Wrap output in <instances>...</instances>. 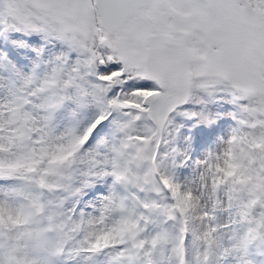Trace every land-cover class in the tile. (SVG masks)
Segmentation results:
<instances>
[{"label": "snow or ice", "instance_id": "6c2138e0", "mask_svg": "<svg viewBox=\"0 0 264 264\" xmlns=\"http://www.w3.org/2000/svg\"><path fill=\"white\" fill-rule=\"evenodd\" d=\"M0 264H264V0H0Z\"/></svg>", "mask_w": 264, "mask_h": 264}, {"label": "rangeland", "instance_id": "374dc122", "mask_svg": "<svg viewBox=\"0 0 264 264\" xmlns=\"http://www.w3.org/2000/svg\"><path fill=\"white\" fill-rule=\"evenodd\" d=\"M230 123L231 122L229 120H220L210 127L198 125L192 128H181V133L184 136H188L191 140V149L196 148L197 141L204 142V145L199 149L198 155L194 157L191 156V158L195 159L201 156L205 151L211 149L214 146V142L216 141L218 136H222L226 133V131L228 130L227 125H229ZM198 204L199 201L196 202V207Z\"/></svg>", "mask_w": 264, "mask_h": 264}, {"label": "bare ground", "instance_id": "6f19581e", "mask_svg": "<svg viewBox=\"0 0 264 264\" xmlns=\"http://www.w3.org/2000/svg\"><path fill=\"white\" fill-rule=\"evenodd\" d=\"M197 207H198V208L200 207V202H199V204L197 205Z\"/></svg>", "mask_w": 264, "mask_h": 264}]
</instances>
